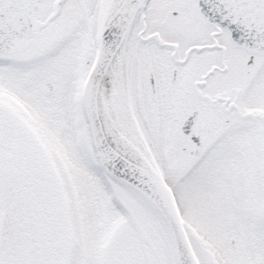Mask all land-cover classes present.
I'll list each match as a JSON object with an SVG mask.
<instances>
[{
  "label": "snow or ice",
  "instance_id": "snow-or-ice-1",
  "mask_svg": "<svg viewBox=\"0 0 264 264\" xmlns=\"http://www.w3.org/2000/svg\"><path fill=\"white\" fill-rule=\"evenodd\" d=\"M0 264H264V0H0Z\"/></svg>",
  "mask_w": 264,
  "mask_h": 264
}]
</instances>
